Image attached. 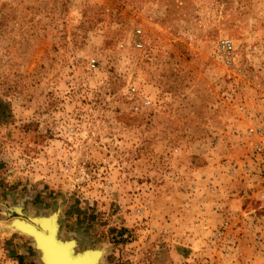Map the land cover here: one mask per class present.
<instances>
[{
  "label": "rangeland",
  "instance_id": "374dc122",
  "mask_svg": "<svg viewBox=\"0 0 264 264\" xmlns=\"http://www.w3.org/2000/svg\"><path fill=\"white\" fill-rule=\"evenodd\" d=\"M33 218L94 264H264V0H0V264H43Z\"/></svg>",
  "mask_w": 264,
  "mask_h": 264
},
{
  "label": "bare ground",
  "instance_id": "6f19581e",
  "mask_svg": "<svg viewBox=\"0 0 264 264\" xmlns=\"http://www.w3.org/2000/svg\"><path fill=\"white\" fill-rule=\"evenodd\" d=\"M43 225L44 227L46 225V227H49V228L53 226L51 224V221H47V223L43 221ZM30 226L31 225H28V224L27 225L21 224L23 231L28 234L31 233ZM43 237L44 238L41 239V242L45 246L47 264H87V261H88V264H94L96 261L97 253L95 251L91 253L87 252L84 255L74 257L73 253H70L69 244H63V242L55 241V239L50 236H43ZM51 244L60 245L64 247L63 248L60 247L61 249L59 250L57 249V251H52V250H49L48 248V245L51 246ZM56 258L60 260H56Z\"/></svg>",
  "mask_w": 264,
  "mask_h": 264
},
{
  "label": "water",
  "instance_id": "95a60500",
  "mask_svg": "<svg viewBox=\"0 0 264 264\" xmlns=\"http://www.w3.org/2000/svg\"><path fill=\"white\" fill-rule=\"evenodd\" d=\"M32 221L38 222L39 226L36 227V226H34L32 224H29V223H25V225H27V224L31 225L30 226L31 233H29L28 235H30L33 238L35 244L41 249V259L43 261V264H47L45 246L41 242V239L44 238L43 236H50V237L54 238L55 241L63 242V244H69L70 253H72V245H74L73 242L72 241H68V242L62 241L59 238H57L56 237V227H55V225L51 226V228H45L44 225H43V221H46V219L36 220L35 218H33ZM21 224L22 223L19 222V221H13L12 222V226L13 227H15L16 229H19L20 231H23V228L21 227ZM93 251H95V250H85V251H83L81 253L77 252V253H75L73 255H74V257H78V256H81V255H84L87 252L91 253Z\"/></svg>",
  "mask_w": 264,
  "mask_h": 264
},
{
  "label": "built area",
  "instance_id": "2783aa9c",
  "mask_svg": "<svg viewBox=\"0 0 264 264\" xmlns=\"http://www.w3.org/2000/svg\"><path fill=\"white\" fill-rule=\"evenodd\" d=\"M138 45H140V43H138ZM222 45H223V47L224 48H226V49H230L231 48V43H230V41H228V40H226V41H223L222 42ZM90 66H94L95 65V61L92 59V60H90ZM151 105V101H150V99L149 98H144L142 101H141V105H140V107H142V109H144V110H147V109H149V106ZM139 107L138 106H135V109H138ZM258 149H260V147H258Z\"/></svg>",
  "mask_w": 264,
  "mask_h": 264
}]
</instances>
